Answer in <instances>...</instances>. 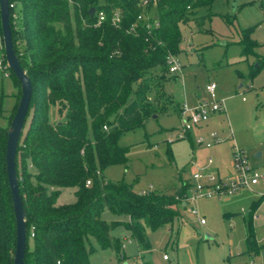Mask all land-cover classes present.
Here are the masks:
<instances>
[{
    "label": "trees",
    "instance_id": "obj_1",
    "mask_svg": "<svg viewBox=\"0 0 264 264\" xmlns=\"http://www.w3.org/2000/svg\"><path fill=\"white\" fill-rule=\"evenodd\" d=\"M212 2L9 0L14 50L32 83L16 152L27 236L23 264H90L95 250L90 238L119 256L122 240L111 235L119 225L143 252L150 248L149 230L173 223L189 184L169 195L154 190L143 194L103 172L127 163V149L118 144L121 134L170 109L180 114L179 102L165 88L167 79L177 77L169 72L168 57L181 51L180 26ZM98 11L106 18L96 25ZM114 12L120 16L117 25L112 23ZM141 14L147 18L137 20ZM253 31L244 29L237 42L245 55L255 53ZM0 58L6 61L3 45ZM8 72L20 98V84ZM2 104L0 94V112ZM53 107L62 119L52 120ZM7 129L0 130V264H13L16 241ZM66 187L75 189V201L56 204ZM105 212L127 221L107 222ZM256 247L249 226L247 248Z\"/></svg>",
    "mask_w": 264,
    "mask_h": 264
},
{
    "label": "rangeland",
    "instance_id": "obj_2",
    "mask_svg": "<svg viewBox=\"0 0 264 264\" xmlns=\"http://www.w3.org/2000/svg\"><path fill=\"white\" fill-rule=\"evenodd\" d=\"M259 25L264 28V0H213L209 8L198 9L180 26L177 58L181 67L177 77L165 81L179 107L183 102L192 105L208 99L206 85L215 83L216 98L223 99L225 112L212 115L209 126L224 138L229 134L228 139L211 149L194 144L195 130L191 139H180L179 114L170 109L146 119L143 127L121 134L118 144L127 149V163L111 165L103 172L107 179L124 180L136 192L169 195L182 183L190 184L197 171L218 175L223 181L235 177V145L244 152L251 172L258 174V183L231 195L177 206L178 216L171 225L147 232L150 248L143 252L123 225L111 231L122 240V249L124 244L119 256L90 238L96 249L89 254L90 264H264V39ZM251 27L257 46L255 53L245 55L237 42L241 32ZM0 94V130H6L19 100V87L2 71ZM55 109L51 108L52 120L62 119ZM191 206L198 215L191 213ZM103 217L107 222L127 221L108 212ZM249 226L256 248H247Z\"/></svg>",
    "mask_w": 264,
    "mask_h": 264
},
{
    "label": "built area",
    "instance_id": "obj_3",
    "mask_svg": "<svg viewBox=\"0 0 264 264\" xmlns=\"http://www.w3.org/2000/svg\"><path fill=\"white\" fill-rule=\"evenodd\" d=\"M147 1H143V5H147ZM10 6H13L11 4ZM97 21L96 25L100 24L105 20L106 15L104 11H98L96 13ZM146 15H139L137 20L146 19ZM120 21V16L117 12L113 13L112 23L117 25ZM259 29H263L262 38L264 39V28L259 25ZM3 45V37L0 34V48ZM169 72L176 73L180 69V61L177 56L170 55L168 57ZM0 71H2L5 77L9 76L8 67L6 61H3L0 58ZM216 84L211 82L206 85V91L208 93V99L201 98L195 104L189 105L186 102L181 103L180 105V126H179V136L180 139L186 137L191 133L195 128H200L205 126L210 119L212 114L223 113L225 112V105L223 99H217L216 94ZM230 137L228 134L226 136ZM217 130L212 129L208 132V135L203 133H198L194 138V144L198 147L210 149L213 146L225 141ZM208 164H212V159L209 158ZM232 166L236 173L235 177H231L225 181L221 180L218 175L209 174L204 176L200 172H194L191 175V182L189 184V189L183 197L182 203L187 207L189 202L196 201L198 198H213L220 197L223 195H231L235 191L241 188H251L258 183V174L256 172H251V169L248 164V160L244 152L236 147L235 145L232 148ZM90 181H87V185ZM148 191H141V193H146ZM189 210L192 214H199L197 208L189 207ZM200 222H204L203 218L200 219ZM33 235V233H31ZM164 259H168L166 255H163Z\"/></svg>",
    "mask_w": 264,
    "mask_h": 264
},
{
    "label": "water",
    "instance_id": "obj_4",
    "mask_svg": "<svg viewBox=\"0 0 264 264\" xmlns=\"http://www.w3.org/2000/svg\"><path fill=\"white\" fill-rule=\"evenodd\" d=\"M9 0H0V26L3 37L4 56L7 67L12 71L20 84L21 95L19 102L7 129L6 140V171L8 185L10 188L12 206L16 222V241L13 257V264H23L26 251V224L25 211L19 191L17 171H16V152L19 138L24 130V124L30 108L32 97V83L25 69L21 65L14 50L12 31L10 25ZM95 12L90 9V15Z\"/></svg>",
    "mask_w": 264,
    "mask_h": 264
},
{
    "label": "crops",
    "instance_id": "obj_5",
    "mask_svg": "<svg viewBox=\"0 0 264 264\" xmlns=\"http://www.w3.org/2000/svg\"><path fill=\"white\" fill-rule=\"evenodd\" d=\"M181 105V104H180ZM221 114V113H220ZM212 115H214V114H212ZM211 115V116H212ZM179 117V116H178ZM213 128H211L210 126H209V120H208V122H207V124L205 125V126H202V127H200V128H195L194 130L195 131H197L198 133H203L204 135H208V132L210 131V130H212ZM201 130H203V131H201ZM198 133H196V135L198 134ZM191 134V133H190ZM190 134L189 135H187L186 137L187 138H189V139H191V136H190ZM227 139H228V137H227ZM226 140V139H225ZM192 141V140H191ZM193 144V143H192ZM218 145V144H217ZM214 147V146H213ZM200 149H206V148H202V147H200ZM211 149V148H210ZM217 173H218V171H217ZM219 174V173H218ZM180 177V176H179ZM189 178V177H188ZM190 179V178H189ZM181 180H183L181 177H180V181ZM179 181V182H180ZM74 192H75V189L74 188H70V187H66V188H62L61 190H60V192H59V194H58V197H57V199H56V204H63V203H70V202H73V201H75V195H74ZM186 207L183 203H182V205H181V207ZM114 220V219H113ZM95 247V246H94ZM96 250V249H95ZM122 250H124V244H123V249Z\"/></svg>",
    "mask_w": 264,
    "mask_h": 264
}]
</instances>
